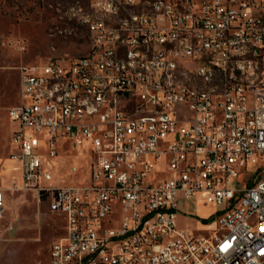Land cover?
<instances>
[{
	"label": "built area",
	"instance_id": "1",
	"mask_svg": "<svg viewBox=\"0 0 264 264\" xmlns=\"http://www.w3.org/2000/svg\"><path fill=\"white\" fill-rule=\"evenodd\" d=\"M102 8L109 21L87 26L86 54L21 67L9 109L21 168L10 188L65 220L50 264H264V177L249 184L264 154V0H92L88 11ZM211 61L226 71L209 78L217 93L175 85L174 67L206 78ZM151 101L165 115L137 121L158 111ZM65 139L88 158L86 184L42 182ZM7 189L0 181V224ZM194 195L223 207L207 235L177 224Z\"/></svg>",
	"mask_w": 264,
	"mask_h": 264
},
{
	"label": "rangeland",
	"instance_id": "2",
	"mask_svg": "<svg viewBox=\"0 0 264 264\" xmlns=\"http://www.w3.org/2000/svg\"><path fill=\"white\" fill-rule=\"evenodd\" d=\"M91 1L0 0V181L8 187L0 224V264H50L51 245L65 234L64 218L50 211L46 198L39 200L33 191L10 188L20 183L21 168L10 157L16 148L9 109L20 99L22 66L50 59L73 60L87 53L89 29L80 18ZM57 151L59 157L45 161L42 182L86 184L90 177L87 156L76 155L67 139L57 144ZM252 168L255 172L250 174L249 184L264 177V154ZM179 209L178 227L207 235L213 228V216L223 207L194 195L183 199Z\"/></svg>",
	"mask_w": 264,
	"mask_h": 264
},
{
	"label": "bare ground",
	"instance_id": "3",
	"mask_svg": "<svg viewBox=\"0 0 264 264\" xmlns=\"http://www.w3.org/2000/svg\"><path fill=\"white\" fill-rule=\"evenodd\" d=\"M110 9L102 8L95 11L94 15L90 12L81 11V22L87 26H97L103 22L109 21ZM193 32V25H186L182 31V38H191ZM167 46V39H159L158 47ZM212 71H206V78H193V71L190 68L174 67L173 77L175 78V85L185 86L188 93H195V90L205 91L208 93H217L218 84L213 83L209 78H213V72H219V78H226V71H220L218 61H211ZM165 69H158L156 71V79H164ZM139 101H131V110H138ZM151 109H141L137 114V121H144L145 119H161V115H165V107H162L161 101H151Z\"/></svg>",
	"mask_w": 264,
	"mask_h": 264
}]
</instances>
